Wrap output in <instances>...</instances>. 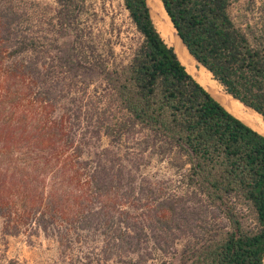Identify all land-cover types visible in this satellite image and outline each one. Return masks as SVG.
Masks as SVG:
<instances>
[{
    "label": "trees",
    "instance_id": "1",
    "mask_svg": "<svg viewBox=\"0 0 264 264\" xmlns=\"http://www.w3.org/2000/svg\"><path fill=\"white\" fill-rule=\"evenodd\" d=\"M54 1L53 33L77 45L0 0L3 232L43 233L73 264H264V134L189 72L148 0H123L125 60L87 39L88 0ZM161 1L200 66L264 119V32L236 23L235 0Z\"/></svg>",
    "mask_w": 264,
    "mask_h": 264
},
{
    "label": "rangeland",
    "instance_id": "2",
    "mask_svg": "<svg viewBox=\"0 0 264 264\" xmlns=\"http://www.w3.org/2000/svg\"><path fill=\"white\" fill-rule=\"evenodd\" d=\"M23 1H28L30 3H27L28 7L31 9L30 19L33 30L38 33L37 35H41L42 33L45 40L50 43L61 37V43H63V41H72V44H78L76 40H78L79 37H76V33L72 32L70 29L64 27L60 28L59 33H57L60 36L53 33L55 29L54 23L56 21L54 18V7L56 3L54 0ZM88 2L90 6L88 10L85 11L84 19L78 20L80 27L85 29L83 31L86 33L87 39L89 38L91 41H95L97 45L101 47L105 44L113 43L115 45L117 57L125 60L128 57L127 53H125V43L132 42L131 40L135 37V31L128 12L124 7L123 0H88ZM154 3L159 7L160 3L158 0H155ZM231 12L238 25L248 31L251 30L256 32L257 35L263 34L264 0H235ZM41 26L43 30H41ZM199 81L205 84L202 80ZM95 85L96 83L91 85L90 91ZM205 86L210 88L213 87L211 88V92L216 97L219 96L221 92L219 88L224 90L223 86L218 81L217 85L208 83L205 84ZM106 142L105 138L101 141L102 144ZM164 165L153 163L147 171L152 176H163L164 173L169 172ZM170 172V174H172V171ZM177 185L178 184L175 182H166L165 184L167 190ZM64 251L65 249L62 245L58 244L54 239L46 237L43 233L33 234L31 236L26 233L9 235L3 232L2 225L0 224V264H73L71 263L72 261L68 260L64 253H62ZM157 259L158 263L163 261V259L158 256ZM164 259L166 263L169 264L174 258L169 256ZM74 264L83 263L76 262Z\"/></svg>",
    "mask_w": 264,
    "mask_h": 264
},
{
    "label": "bare ground",
    "instance_id": "3",
    "mask_svg": "<svg viewBox=\"0 0 264 264\" xmlns=\"http://www.w3.org/2000/svg\"><path fill=\"white\" fill-rule=\"evenodd\" d=\"M155 1V0H154ZM153 0H148V3L151 8L152 16L154 21L160 30L163 38L166 42L175 48L179 58L186 65L189 72L199 81L202 80L203 83L208 84L211 83L213 85H217V81H215L212 77V73L205 68L204 66H200V63L190 54L186 45L183 43L182 39L176 32L161 0H158L160 5L156 6ZM201 83V81H199ZM202 84V83H201ZM202 84L213 96H215L211 92V88ZM217 88V87H216ZM220 89L219 96H215L229 111L235 114L237 117L245 121L247 124L252 126L254 129L258 130L262 134H264V119L262 115H260L255 110L246 106L240 100L234 98L231 94L227 93L225 90ZM213 91V90H212Z\"/></svg>",
    "mask_w": 264,
    "mask_h": 264
},
{
    "label": "water",
    "instance_id": "4",
    "mask_svg": "<svg viewBox=\"0 0 264 264\" xmlns=\"http://www.w3.org/2000/svg\"><path fill=\"white\" fill-rule=\"evenodd\" d=\"M176 29V28H175ZM177 31V30H176ZM179 35V34H178ZM180 37V36H179ZM181 38V37H180ZM203 66V65H202ZM247 106V105H246ZM249 107V106H248ZM251 108V107H250ZM252 109V108H251ZM258 131V130H257ZM261 133V132H260Z\"/></svg>",
    "mask_w": 264,
    "mask_h": 264
}]
</instances>
